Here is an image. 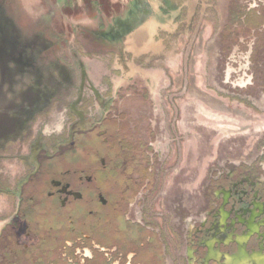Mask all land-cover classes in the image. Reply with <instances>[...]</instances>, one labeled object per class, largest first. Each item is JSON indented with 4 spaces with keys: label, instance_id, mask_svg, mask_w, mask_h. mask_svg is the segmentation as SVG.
Returning a JSON list of instances; mask_svg holds the SVG:
<instances>
[{
    "label": "rangeland",
    "instance_id": "rangeland-1",
    "mask_svg": "<svg viewBox=\"0 0 264 264\" xmlns=\"http://www.w3.org/2000/svg\"><path fill=\"white\" fill-rule=\"evenodd\" d=\"M237 4L246 0H199L177 11L166 53L118 56L122 43L100 12L85 16V0H0V228L34 163L123 113L154 144L152 183L129 211L170 233L167 261L184 264L180 217L206 203L219 162L264 145V31L249 47L221 41Z\"/></svg>",
    "mask_w": 264,
    "mask_h": 264
},
{
    "label": "flooded vegetation",
    "instance_id": "flooded-vegetation-1",
    "mask_svg": "<svg viewBox=\"0 0 264 264\" xmlns=\"http://www.w3.org/2000/svg\"><path fill=\"white\" fill-rule=\"evenodd\" d=\"M243 7L233 5L224 26L228 49L241 37L249 47L263 34L264 0ZM125 118L107 113L72 133L61 153L36 160L0 228V264H169L170 233L129 211L152 183L154 144L136 136ZM77 134L97 139L83 140L76 151ZM247 159L219 162L206 203L180 217L184 264H264V145Z\"/></svg>",
    "mask_w": 264,
    "mask_h": 264
},
{
    "label": "crops",
    "instance_id": "crops-1",
    "mask_svg": "<svg viewBox=\"0 0 264 264\" xmlns=\"http://www.w3.org/2000/svg\"><path fill=\"white\" fill-rule=\"evenodd\" d=\"M198 1L85 0L88 6L85 7V16L96 17L100 12L103 18L102 24L105 26L103 32L109 34L114 42L122 43L120 44L122 53L128 50L138 56L157 55L162 50L166 53L167 46L164 42L167 34L177 25L175 20L177 11L185 7L190 11ZM158 32H162L164 38L160 37L156 42Z\"/></svg>",
    "mask_w": 264,
    "mask_h": 264
},
{
    "label": "trees",
    "instance_id": "trees-1",
    "mask_svg": "<svg viewBox=\"0 0 264 264\" xmlns=\"http://www.w3.org/2000/svg\"><path fill=\"white\" fill-rule=\"evenodd\" d=\"M90 137H93V139L94 138H96L94 135H84V134H77L76 135V141H75V148H76V151H77V147L82 143H84L83 142V140H87V139H91ZM97 139V138H96Z\"/></svg>",
    "mask_w": 264,
    "mask_h": 264
}]
</instances>
